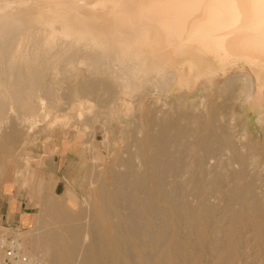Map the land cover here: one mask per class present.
I'll use <instances>...</instances> for the list:
<instances>
[{"label": "bare ground", "instance_id": "6f19581e", "mask_svg": "<svg viewBox=\"0 0 264 264\" xmlns=\"http://www.w3.org/2000/svg\"><path fill=\"white\" fill-rule=\"evenodd\" d=\"M65 33L72 36L69 44L75 51L101 35L105 51L148 67L151 78L166 89L161 94L168 92L179 102L183 90L193 92L203 81L212 85L224 79L228 87L236 84L240 101L248 100L243 109H263L264 0H0V74L4 66L20 62L25 43L32 42L39 54L65 52L66 47L57 44ZM34 58L22 61L36 64L39 58ZM116 88L88 81L81 92L96 94L100 106L101 98L106 105L132 97L130 89L115 93ZM101 90L111 92L113 99L107 102L110 94L102 97ZM178 114L165 116L156 134L148 128L141 143L148 152L138 164L122 159L100 177L85 162L88 190L81 189V199L73 182L58 198V185L53 194L39 183V214L31 227L51 215L60 225L59 232L49 236L50 259L42 257L43 263L264 264V187L245 168L232 172L214 166L218 155L208 157L214 153L208 138L191 144L193 152L202 144L205 165L189 161L191 153L184 149L187 131L177 122ZM150 118L155 119L154 114ZM224 128L219 135L228 147ZM233 179L240 182L233 184ZM211 197L223 204L211 203ZM242 211L247 216L238 225ZM256 213L259 221L254 220Z\"/></svg>", "mask_w": 264, "mask_h": 264}, {"label": "rangeland", "instance_id": "374dc122", "mask_svg": "<svg viewBox=\"0 0 264 264\" xmlns=\"http://www.w3.org/2000/svg\"><path fill=\"white\" fill-rule=\"evenodd\" d=\"M58 28L63 29L62 26ZM102 38L97 35L94 40L98 44L91 40L75 51L69 44L72 36L65 33L57 42L67 49L58 54L60 56L54 55L58 52L57 49L51 50L52 53L49 51L51 54L35 53L34 44L25 43L23 53L18 57L20 62L13 67L4 66L3 70L6 72L0 74V237L6 230L11 235L16 233L22 239L21 243L26 251L31 253L33 259L38 258L41 262L42 257L47 261L50 259L49 236L60 230L55 216L45 218L34 227H31V221L27 222V219L23 221L24 225L13 224L6 219L1 222V216L8 211H21L32 213L33 220L38 218L37 204L40 195H37L36 188L40 182L45 184L46 191L53 194V187L58 185L57 195L54 194L57 198L62 195L65 186L73 182L81 199V189L88 190L86 167H93L102 177L109 172L110 165L118 164L122 159L129 157L132 161L135 159V165L138 164L148 152L147 147L141 145L148 135V128H151V134H156L161 129L162 119L173 116L176 112L179 114L175 117L181 118L177 122L180 121L187 131L188 143L184 149L191 153L188 155L189 161L193 158V162L196 159L204 166L205 159L215 157L216 153L218 156L215 157L214 166H225L226 170H233L232 172L245 168L250 175L256 177L259 186L264 187V106L258 111L260 116L256 111L243 109L241 104H248V100L240 101L241 92L236 84H229L232 87H228L224 79L212 85L203 81L193 92L183 90V98L179 102L174 95L167 96L168 92L166 95L161 94V90L165 88L151 78L148 67H141L140 63L132 61L130 57L122 60L118 53L105 51L100 42ZM88 45L93 47L92 52L87 53ZM33 58L36 59V64L22 61H34ZM245 76L246 74L242 75L243 80L248 78ZM88 81L114 86V89L117 87L116 90L113 89L115 93L130 89L132 97L126 99L123 96L118 104L111 97V92L101 90V96L105 92L102 97H106V93L110 94L108 96L111 98L107 102L113 101L106 102L105 105L103 103L106 99L101 98L103 103L100 106V102H96L100 100L95 101L96 94L85 96L81 92L83 84ZM152 113L155 119L150 118ZM196 116H201V120L195 121ZM222 128L227 132L226 135L229 134L231 142L228 147L220 136L223 134ZM206 138L214 150L213 154L206 157L202 153V144L194 147V152L191 150L193 142L202 143ZM79 144H84L82 147L85 152ZM74 150H79L82 157L76 154L77 158ZM40 160H43V167ZM194 165L196 163L192 164V168ZM239 182L235 179L232 181L233 184ZM203 190L206 188L203 187ZM209 200L213 204L219 201L213 197ZM218 204L223 203L220 201ZM242 213L236 221L238 225L244 223L247 216V212ZM258 215H254V220L259 221ZM31 229L33 232L28 233ZM42 264L47 263L45 261Z\"/></svg>", "mask_w": 264, "mask_h": 264}, {"label": "built area", "instance_id": "2783aa9c", "mask_svg": "<svg viewBox=\"0 0 264 264\" xmlns=\"http://www.w3.org/2000/svg\"><path fill=\"white\" fill-rule=\"evenodd\" d=\"M22 239L9 231L1 233L0 254L2 256L1 264H42L40 260L31 258L27 253Z\"/></svg>", "mask_w": 264, "mask_h": 264}, {"label": "crops", "instance_id": "0c3cea01", "mask_svg": "<svg viewBox=\"0 0 264 264\" xmlns=\"http://www.w3.org/2000/svg\"><path fill=\"white\" fill-rule=\"evenodd\" d=\"M4 219H6V221H9L13 224H22L24 225V220H26L27 222L33 221V215L32 213H21L20 212H15V211H8L6 214L1 216V222L4 221Z\"/></svg>", "mask_w": 264, "mask_h": 264}]
</instances>
